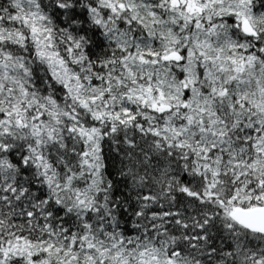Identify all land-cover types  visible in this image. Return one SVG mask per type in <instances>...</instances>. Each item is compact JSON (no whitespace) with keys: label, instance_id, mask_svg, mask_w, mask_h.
I'll use <instances>...</instances> for the list:
<instances>
[{"label":"snow or ice","instance_id":"1","mask_svg":"<svg viewBox=\"0 0 264 264\" xmlns=\"http://www.w3.org/2000/svg\"><path fill=\"white\" fill-rule=\"evenodd\" d=\"M0 264H264V0H0Z\"/></svg>","mask_w":264,"mask_h":264}]
</instances>
